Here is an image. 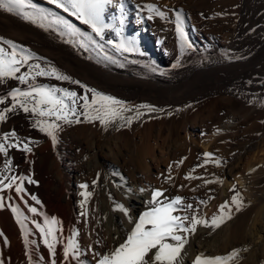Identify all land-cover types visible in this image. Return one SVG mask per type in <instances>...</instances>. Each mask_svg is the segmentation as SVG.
<instances>
[{"label":"bare ground","instance_id":"1","mask_svg":"<svg viewBox=\"0 0 264 264\" xmlns=\"http://www.w3.org/2000/svg\"><path fill=\"white\" fill-rule=\"evenodd\" d=\"M207 1L111 0L105 7V23L109 27L105 29L103 40L87 25L48 4L47 0H31V3L48 10L45 21L50 25L48 31L23 16L0 9V37L42 58L30 63L55 67L90 89L124 94L135 104L149 101L153 108L168 113L161 123L152 116H144L145 119H133L131 124L117 121L103 131L81 116L84 122L63 125L55 145L50 137L32 126L35 117L22 110L9 113V118L0 122V138L15 130L22 140L30 142L32 151L9 148L7 158L0 153V171L4 169L5 160L11 159L13 170L8 174L26 178L23 193L17 194L15 185L0 192L4 197V207L0 208V232L3 233L0 259L5 264H51L53 258L56 264H96L92 253L108 254L126 241L135 222L149 209L148 201L154 189L164 190L166 197L181 196L185 204H192L198 215L209 221L218 215L222 203L227 202L232 209L231 219H226L219 228L198 225L194 233L185 234L187 243L178 264H194L195 258L201 255L206 258L228 256L234 250L239 255L229 264H264V192L259 191L254 176L249 174V171L254 173L257 163H249L241 176H236L237 167L231 163L235 157L249 156L257 148L255 142L239 139L240 136L235 138L231 133L244 122L243 117L233 112L236 103L229 99V105H224L212 99L185 116H178L174 109L175 105L217 83L231 89L264 91V87H260L264 86V0H249V79L243 77L242 81L236 73L239 45L236 22L232 18L236 0L225 1L227 22H221L222 27L209 36L199 31L195 20L201 22L206 15L211 17L215 13L201 8ZM147 4L157 5L166 18L153 14L149 20L144 7ZM23 11L34 12L28 7ZM177 11H182L184 30L193 45L183 53L175 31ZM57 16L86 35L69 33L64 24L56 20ZM221 33H225V39H221ZM88 35L93 40H88ZM122 41L134 42L135 50H118L116 45ZM36 83L85 93L77 84L54 78L38 77ZM14 87L27 90V85L15 80L0 83V98L6 100V105L0 108L11 106L8 93ZM87 94L91 99V93ZM224 112L223 130L231 135L224 136L227 143L218 151V138L208 135L207 130L215 115ZM124 116L136 117L135 113ZM140 129L141 135L137 132ZM209 153L211 159L206 157ZM179 156L184 157V170H189L190 175L195 173L186 188L178 187L177 177L169 173V162ZM203 168L206 171L201 176L199 169ZM29 179L34 183H28ZM81 184H87V191L92 193L87 204L81 195L85 191ZM198 185L210 190L212 197L207 203L196 205L197 202L193 204L189 200L192 188ZM237 193L242 203L239 211L232 204V197ZM9 205L18 207L26 218L25 230L16 222ZM117 205L128 209V214L119 211ZM30 207H35L37 212L29 211ZM45 215L62 222L63 233H57L60 242L55 257L35 226L43 224ZM187 215L191 217L192 212ZM73 231L78 232L74 238L81 248L79 261L71 256L66 260L63 255V244Z\"/></svg>","mask_w":264,"mask_h":264},{"label":"snow or ice","instance_id":"2","mask_svg":"<svg viewBox=\"0 0 264 264\" xmlns=\"http://www.w3.org/2000/svg\"><path fill=\"white\" fill-rule=\"evenodd\" d=\"M110 2L111 0H47L48 4L54 5L57 9H62L63 12L87 25L101 40L105 39V29L109 27L105 23L104 14L105 7ZM25 7L33 9L34 12H24ZM144 7L148 10L149 20L153 18V14L161 19L166 18L165 12L161 11L157 5L147 4ZM0 9L7 13L23 16L26 21L45 31L49 30L50 25L45 23L48 10L39 8L36 4L31 3V0H0ZM56 20L63 23L69 33L86 35L81 33L80 29L69 21L61 20L58 16ZM120 23L123 24V20ZM112 27L115 30V26ZM175 31L179 37L181 53L193 47L184 30L182 11L176 12ZM117 34H119V30H117ZM87 39L91 41L93 37L88 35ZM68 42L71 43V41ZM116 47L123 52L135 50L134 42L125 43L122 41ZM41 59L12 40L0 37V83L15 80L20 85H27V90L14 87L8 93L11 98V106L0 108V122L6 121L9 118V113L14 114L22 110L24 113L35 117L32 126L50 137L53 145H55L58 133L63 130V125L82 123L84 121L80 119L81 116L89 123L98 121L107 128L117 121L131 124L133 119L142 115L137 110L136 117H126L124 113L131 111V108L124 101L95 89H90L80 81L59 72L55 67L42 66L39 62L30 63L32 60L39 61ZM23 68H27V71H21ZM38 77L54 78L58 81L77 84L85 89V93L78 94L68 88L36 83ZM89 92L91 93V99L87 94ZM0 105H6L5 98H0ZM141 107L149 112L158 111L150 105H142ZM29 143L27 140H22L13 130L0 138V153L7 158L9 148H19L24 152H31L32 148ZM206 157L211 159V154H206ZM217 163L219 162L217 161ZM12 170L11 159H6L3 171H0V192L5 189H12L15 185V192L17 194L23 193L25 191L23 184L26 178L24 176L9 175L8 173ZM187 178L192 179L193 177L189 176ZM28 183H34V181L29 179ZM80 187L85 189L81 195L84 197V204H87L92 193L87 191V184H81ZM161 197L164 198L161 199ZM33 199L36 198L33 197ZM36 202L40 203L39 200ZM148 204L149 209L135 222L133 230L124 243L108 254L92 253L93 257L96 258V264H178V258L187 243L185 234L194 233L198 225L219 228L226 219H231L227 202L220 206L219 214L214 215L209 221L200 217L198 210L194 209L192 204H185L181 196L166 197L162 189L152 190ZM232 204L237 206V211L240 210L242 203L239 199V193L232 197ZM3 207L4 197L0 196V208ZM9 207L16 215V222L22 230H25L24 220L26 218L20 213L18 207H12L11 205ZM117 208L125 215L128 214V209L123 205H117ZM225 209L229 211L225 213ZM29 211L36 213L37 209L30 207ZM190 211L192 212L191 217L187 215ZM178 212L185 214L177 215ZM81 214L84 215L85 213ZM35 226L43 237L44 245L48 248L52 257H55L56 246L60 242L57 233H63L62 222L55 217L45 215L43 224L36 223ZM77 235L78 232L73 231L72 236L68 237L67 242L63 244V255L66 260L71 256L79 261L82 253L79 243L74 238ZM0 236H3L2 232H0ZM5 242L7 241L5 240ZM25 243H28L27 236H25ZM238 255L239 253L236 250L228 256L206 258L201 255L195 258L194 264H229ZM0 264H5V261L0 259ZM51 264H56L54 258Z\"/></svg>","mask_w":264,"mask_h":264},{"label":"rangeland","instance_id":"3","mask_svg":"<svg viewBox=\"0 0 264 264\" xmlns=\"http://www.w3.org/2000/svg\"><path fill=\"white\" fill-rule=\"evenodd\" d=\"M226 0H209L201 5V8L205 9L208 12H211L212 10L215 12L211 17H204L203 21H199L198 19H195L199 26V31L202 34H205L209 36L212 34V32L216 29H219L222 27L223 22H227L226 18L229 17L228 10L226 8ZM222 3V4H221ZM234 5V10L232 11V18L235 19L236 22V41L238 42L236 53L238 54L237 58V65L238 68L236 69V73L239 76V81L243 80V77L249 79V0H236ZM219 19V20H217ZM220 21V22H219ZM222 22V23H221ZM200 23V24H199ZM220 25V27H218ZM217 27V28H216ZM238 28V29H237ZM209 30V31H208ZM225 33H221V39H225ZM208 40V39H207ZM245 52V53H244ZM244 54V55H243ZM242 56V57H241ZM244 59V60H242ZM240 65V66H239ZM245 65V66H244ZM260 87H264L263 84L260 85ZM97 89V91L113 96L119 100H122L125 102L126 105H128L131 108V111L125 112L124 115L135 113L137 110H139L142 115L139 117H136L138 120H141L142 118H147L149 116H152L158 123L163 122V118H165L168 113L161 112V111H155V112H149L143 110L142 105H150L151 102L149 101H143L141 103L135 104L133 101H130L129 96H126L124 94L120 93H108V91L104 89ZM258 89V88H257ZM255 88H243L241 89H231L228 85L217 83L214 85L209 86L206 90L203 91V93L196 94L195 96L188 98L187 100L181 102L180 105H175L174 109L178 116H185L186 113L191 114L192 112H196L199 108H202L205 104H207V101H210L212 99H217L218 101L222 102L224 105H229V99L234 101L236 103L235 107L233 108V112L239 116L244 118L243 126L240 129H237L235 131H232V135L234 133L235 138L239 137V139H245L249 142L256 143L257 148L255 151H252V153L249 154V156H244L241 159H236V157L232 160L231 163H234V165L237 167L235 174L236 176H241L244 174V170H246L248 164H256L255 171L250 172L249 174L254 176V179L256 181V186L259 189L260 192H264V91L257 90ZM241 90V91H240ZM106 91V92H105ZM259 92V93H258ZM141 105V106H140ZM235 110V111H234ZM161 117V118H160ZM144 118V119H145ZM162 120V121H161ZM226 122V114H216L214 120L209 123L207 134L211 136H216L218 138V151L220 146L227 143L224 139L225 135H228L231 133H226V131L223 130V126ZM96 127L98 129H101L102 131L105 129L104 126H102L98 121L95 122ZM223 130V131H222ZM139 134L141 135L142 129L138 130ZM242 132V133H241ZM226 133V134H225ZM233 136V137H234ZM223 137V138H222ZM225 140V141H224ZM259 152V153H258ZM220 154L218 153L217 156ZM233 155V153L231 154ZM253 160H251V157ZM230 157V156H229ZM229 157L227 159H229ZM260 157V158H258ZM263 157L262 161L261 158ZM260 159L259 161H255L254 159ZM250 161H249V160ZM261 163V164H260ZM249 164V165H250ZM258 166V167H257ZM184 157L179 156L175 157L169 162V173L170 176H176L178 187L186 188L190 182H192L193 179H188L187 177L191 176L194 177L195 173L193 175H190L189 170H184ZM206 169L203 168L199 169V173L201 176L205 173ZM199 175V176H200ZM190 181V182H189ZM167 189V187H166ZM192 195L189 197V200L196 205H198V202L207 203L209 198L212 197L211 192L209 189L202 188L200 185L194 186L192 188ZM240 193V192H239ZM185 199L188 200V197L185 196ZM225 204V203H222ZM230 213L232 211L231 207ZM229 210L225 209V213H227ZM219 214V212H218Z\"/></svg>","mask_w":264,"mask_h":264}]
</instances>
